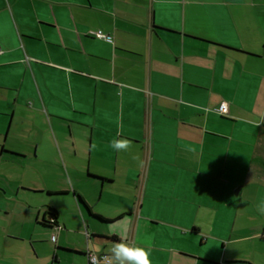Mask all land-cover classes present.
<instances>
[{"label":"crops","instance_id":"crops-1","mask_svg":"<svg viewBox=\"0 0 264 264\" xmlns=\"http://www.w3.org/2000/svg\"><path fill=\"white\" fill-rule=\"evenodd\" d=\"M0 48V264H87L113 227L152 264H264V221L227 222L264 184V0H0Z\"/></svg>","mask_w":264,"mask_h":264},{"label":"rangeland","instance_id":"rangeland-1","mask_svg":"<svg viewBox=\"0 0 264 264\" xmlns=\"http://www.w3.org/2000/svg\"><path fill=\"white\" fill-rule=\"evenodd\" d=\"M4 177V168H0V180L1 178ZM240 187V186H238ZM236 189L233 191V200L236 203H241L243 205H245V208L242 211L238 212V216L235 218L233 217L235 212H230L231 213V219L228 220L227 222H232L236 225H258L259 227H261V223L264 221V214H262L261 212H259L255 206H258L259 204H261V202H264V184H255V183H249L246 184L243 187V190L240 194H236ZM5 202H7L8 204L11 203L9 200L5 199ZM0 207H2V218H1V226L4 227V225H9L10 222H12V227L15 226V224H17V220L20 219L21 217L23 218L22 214H19L20 212H17L16 214H12L10 215L9 218L4 217V195H2L0 193ZM21 215V216H20ZM5 218V219H4ZM40 233L42 236H45L43 233L44 228L41 227L40 229ZM56 236V232H53ZM49 237V236H48ZM85 238V237H84ZM13 243V242H10ZM47 243H50L51 245H54L53 242H51L49 240V238L47 239ZM9 245V243H7ZM17 245H19V251H26L27 249V258L29 259L30 262H33L30 258H35L36 257V252L39 255H43L45 252L48 251L47 249V245L45 244V242L41 241L39 243H29L27 241H19L17 243ZM4 249V248H3Z\"/></svg>","mask_w":264,"mask_h":264},{"label":"clouds","instance_id":"clouds-1","mask_svg":"<svg viewBox=\"0 0 264 264\" xmlns=\"http://www.w3.org/2000/svg\"><path fill=\"white\" fill-rule=\"evenodd\" d=\"M109 146L116 151H128L131 142L127 139L120 138L110 142ZM96 147L95 144L92 145ZM259 212L264 214V202L257 206ZM112 234L119 237L114 242L108 253V264H152L151 262V245L144 241H130L121 231L115 227ZM98 252L99 249H96Z\"/></svg>","mask_w":264,"mask_h":264},{"label":"built area","instance_id":"built-area-1","mask_svg":"<svg viewBox=\"0 0 264 264\" xmlns=\"http://www.w3.org/2000/svg\"><path fill=\"white\" fill-rule=\"evenodd\" d=\"M93 36L103 39L107 42H112V37L104 33L102 30H96L94 32H90ZM2 49L0 48V54L2 53ZM216 111L223 113L226 111V104L221 103ZM56 228L59 229V227L56 225ZM51 240L54 242L56 240L55 234L51 236ZM110 250V249H109ZM108 253L109 251H104L101 253H95L91 251L90 249H86L85 254L87 257V264H108Z\"/></svg>","mask_w":264,"mask_h":264},{"label":"trees","instance_id":"trees-1","mask_svg":"<svg viewBox=\"0 0 264 264\" xmlns=\"http://www.w3.org/2000/svg\"><path fill=\"white\" fill-rule=\"evenodd\" d=\"M47 214H48V220H45L44 222L48 226H55L56 225V211L53 208H51L50 211L47 212Z\"/></svg>","mask_w":264,"mask_h":264}]
</instances>
